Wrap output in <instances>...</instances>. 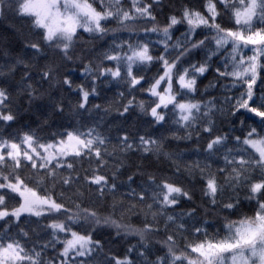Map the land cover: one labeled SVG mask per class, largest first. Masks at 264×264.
<instances>
[{
	"label": "snow or ice",
	"instance_id": "obj_1",
	"mask_svg": "<svg viewBox=\"0 0 264 264\" xmlns=\"http://www.w3.org/2000/svg\"><path fill=\"white\" fill-rule=\"evenodd\" d=\"M166 7L0 0V264H264V0Z\"/></svg>",
	"mask_w": 264,
	"mask_h": 264
},
{
	"label": "trees",
	"instance_id": "obj_2",
	"mask_svg": "<svg viewBox=\"0 0 264 264\" xmlns=\"http://www.w3.org/2000/svg\"><path fill=\"white\" fill-rule=\"evenodd\" d=\"M165 3L167 5V7L165 8V13H169V12H178L180 7L186 3H190L196 7H200V4H201V0H165ZM158 19L160 20L161 23H163L164 21V16L161 15L160 17H158ZM224 21L226 24L230 23L227 19V17H224ZM8 23H15L17 25H20V21L15 18L14 16H10L9 17V22H6L5 24L3 25H0V36H4L7 38V41L10 42L11 46L13 48H16V47H19V39L12 35L11 33V29H9L8 27ZM22 29L24 32H27L28 31V27L27 25H22ZM87 36V34H85V37ZM102 41H97L95 42L94 44H89L87 45L88 48H100L101 45H102ZM76 71L73 72V79H75L77 81V83H80L81 82V78L79 76V72H80V68H79V65L76 66ZM150 75L151 74H154L153 73H149ZM210 81H215V76L214 74H210L207 79L205 78H201L200 82H198V87H199V92L197 93V98H200V96L203 94V95H207L205 94L204 92V89L205 87L209 84ZM85 83H87V81H84ZM124 85H119V86H116L115 84H112V85H108V84H105L104 85V93H103V97L106 99V101H116L118 100V92L119 91H123L124 90ZM223 89H219V92H222ZM208 92L209 93H213V94H218V90L217 89H212V88H209L208 89ZM127 95V93H125ZM232 95H237V90L236 89H233L232 92L230 93ZM222 98V97H221ZM105 99H101V100H97L96 102H105ZM137 99H146V94L145 93H138L137 94ZM149 117L147 116H139V117H133L132 120H130L128 122V125H127V129L128 131L130 132H133L135 133L136 131H145V130H150L149 129V126L147 124V121H148ZM228 125L227 124H224V125H221V127H227ZM33 127H35V125H33ZM17 129H13V131H16ZM0 131H6V130H0ZM42 135L44 136H47V133H42ZM204 134H202V137H203ZM193 147H196L195 145V142L192 141L191 142ZM202 143H203V140H202ZM201 147H202V144H201ZM180 154L182 157H184L185 160H187V162L191 163V159H195L196 157L193 155V152L191 149L189 148H181L180 149ZM189 157H191V159H188ZM136 157L133 155L131 157V160L129 161H126V164H128L130 166L131 162L132 161H135ZM152 167L153 168H160V169H166L167 168V162H164V163H153L152 164ZM77 168L78 170L80 171L81 175H83L84 173V170L85 169H88L89 168V165L88 163L85 161L83 162V167H80V165L78 164L77 165ZM111 168L105 170V169H101V171H107L108 173L111 172ZM162 174L164 175H167L168 173L166 171H164ZM121 179H126V177H121ZM175 179V177L173 178ZM186 184V186H189L191 187V185H188L187 184V181H182ZM123 191H126V187H123L121 189V192ZM194 193H195V196L197 198H199L200 196V191H199V182H196V187L193 189ZM121 193H118L117 195L119 196ZM90 201L92 200V197L90 195L89 197ZM103 207V205H102ZM245 212H248L249 209L248 208H245L244 209ZM137 217L133 216L131 217V220L133 223H135L137 221ZM104 239L105 240H110L111 238L107 235L104 236ZM109 247L111 248L112 252L114 254H121L123 251H124V244H115V243H110L109 244Z\"/></svg>",
	"mask_w": 264,
	"mask_h": 264
}]
</instances>
